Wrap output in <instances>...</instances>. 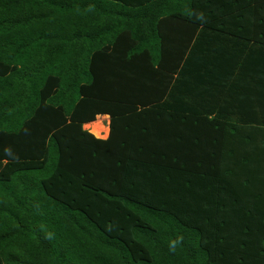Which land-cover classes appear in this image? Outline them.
<instances>
[{
    "label": "trees",
    "instance_id": "trees-1",
    "mask_svg": "<svg viewBox=\"0 0 264 264\" xmlns=\"http://www.w3.org/2000/svg\"><path fill=\"white\" fill-rule=\"evenodd\" d=\"M0 264H264V0H0Z\"/></svg>",
    "mask_w": 264,
    "mask_h": 264
},
{
    "label": "crops",
    "instance_id": "crops-1",
    "mask_svg": "<svg viewBox=\"0 0 264 264\" xmlns=\"http://www.w3.org/2000/svg\"><path fill=\"white\" fill-rule=\"evenodd\" d=\"M98 116H100L98 119H96L94 121H90V122L84 123L83 124V128L84 129H87V128H85V126L86 127L89 126L90 128L93 127V128H95L97 130V132L99 133V135H100L101 132H104L106 134V136H105V138H106L108 136V133H109V126H108L109 125V120H110L109 115H107V114H100V115H97L96 118ZM104 119L106 120L107 125H106V123L105 124L103 123ZM90 123H91V125H89ZM87 130L89 131V129H87ZM106 131H107V133H106Z\"/></svg>",
    "mask_w": 264,
    "mask_h": 264
},
{
    "label": "rangeland",
    "instance_id": "rangeland-1",
    "mask_svg": "<svg viewBox=\"0 0 264 264\" xmlns=\"http://www.w3.org/2000/svg\"><path fill=\"white\" fill-rule=\"evenodd\" d=\"M103 123L105 124L106 123V125H107V122H106V120L104 119V121H103ZM89 125H91V123L89 124ZM89 127V126H88ZM88 127H86L85 126V128H87V129H89ZM90 131V130H89ZM97 131V130H96ZM91 132V131H90ZM101 132V131H100ZM92 133V132H91ZM106 133H107V131H106ZM92 134H94V133H92ZM99 134V133H98ZM95 135V134H94ZM96 137H99V138H105V136H106V134L104 133V132H101L100 133V135H95Z\"/></svg>",
    "mask_w": 264,
    "mask_h": 264
},
{
    "label": "clouds",
    "instance_id": "clouds-1",
    "mask_svg": "<svg viewBox=\"0 0 264 264\" xmlns=\"http://www.w3.org/2000/svg\"><path fill=\"white\" fill-rule=\"evenodd\" d=\"M6 154L11 155V152L6 149Z\"/></svg>",
    "mask_w": 264,
    "mask_h": 264
}]
</instances>
